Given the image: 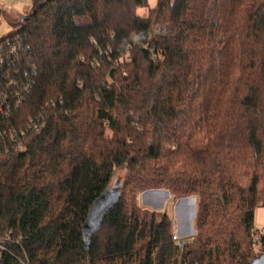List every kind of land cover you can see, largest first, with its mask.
<instances>
[{"label": "trees", "instance_id": "obj_1", "mask_svg": "<svg viewBox=\"0 0 264 264\" xmlns=\"http://www.w3.org/2000/svg\"><path fill=\"white\" fill-rule=\"evenodd\" d=\"M151 1L33 0L6 38L21 50L5 93L24 101L0 116V264L258 257L264 0ZM13 138L26 146L15 157ZM119 168L127 178L88 249L91 208ZM159 189L197 197L195 242L180 248L168 215L130 200Z\"/></svg>", "mask_w": 264, "mask_h": 264}, {"label": "rangeland", "instance_id": "obj_2", "mask_svg": "<svg viewBox=\"0 0 264 264\" xmlns=\"http://www.w3.org/2000/svg\"><path fill=\"white\" fill-rule=\"evenodd\" d=\"M155 4V0L150 2V6L152 8ZM32 5L33 0H0V39L11 36L18 31V27L15 26L16 22L22 15L25 14V12L30 10ZM139 14L146 16L147 11L139 10ZM139 131H141L140 127ZM126 178L127 172L125 169L119 168L115 171L111 181L112 183L109 187L110 189L105 194H103L102 198L94 203L91 208V215L89 216V220L85 225L84 235H87L90 231V228L93 226L91 218L95 217V222L97 221L99 223L100 218L105 212L104 209H106L110 203H114L115 194L113 193L117 192L116 185L120 183L117 181V179H122V181H125ZM136 196L134 197L131 195L130 200L132 199L141 210H149L156 214L161 213L168 215L171 223H173V235L175 232V234H177L179 237V240L183 241L182 245L180 244L181 246L178 244L179 241H175L176 245H178L180 248H183L184 245L196 241L197 230L195 227V221L197 219L199 210V200L197 197L189 196L187 198H179L175 195H172L166 189L145 190V192L137 193ZM113 203L111 206H113ZM254 221V228L252 230L253 235H255L253 249H255V253L259 257L261 254H263V249L261 247L262 235L260 234L262 232L264 233V207H259V209L256 211Z\"/></svg>", "mask_w": 264, "mask_h": 264}, {"label": "built area", "instance_id": "obj_3", "mask_svg": "<svg viewBox=\"0 0 264 264\" xmlns=\"http://www.w3.org/2000/svg\"><path fill=\"white\" fill-rule=\"evenodd\" d=\"M6 38L7 37L0 39V116L10 117L12 115L10 113H12L14 109L21 107L24 100L18 94L14 99L15 100L14 104H12L8 100L9 98L8 94L5 93L4 87L6 85V78L9 77V75L13 76L10 70L7 69V67L15 66L14 63L17 60H19L18 55L21 50V44L19 43V41H16L14 39L10 40ZM14 73L19 74L20 70L19 71L15 70ZM13 84H17L15 80L9 81L8 86L13 87ZM37 123L33 120L29 128L38 129ZM6 136H8L7 132L0 131V137H6ZM11 143H12L11 145H8L6 147V152L12 154L14 157L18 156V154L26 150V146L23 143L16 141L15 138L11 139ZM172 237L174 242L179 241L178 244L182 245L183 241L179 240V237L177 236V234H175V232ZM0 249L4 250L1 243H0Z\"/></svg>", "mask_w": 264, "mask_h": 264}, {"label": "water", "instance_id": "obj_4", "mask_svg": "<svg viewBox=\"0 0 264 264\" xmlns=\"http://www.w3.org/2000/svg\"><path fill=\"white\" fill-rule=\"evenodd\" d=\"M116 186H118V185H116ZM111 194V193H110ZM113 194H115L114 195V203L116 202V200H117V192L116 193H113ZM108 195H109V193H108ZM113 203V202H112ZM112 203H110L109 204V206L106 208V209H104V213H107V210L110 208V206L112 205ZM113 203V204H114ZM103 213V216H102V214H101V218H100V220H99V223L97 222V224H96V222H95V217H92L91 218V222L93 223V226L90 228V231H89V233L87 234V235H85V240L87 241V243H88V249H89V246H90V236H91V234L98 228V226H99V224H101V222H102V219H103V217H104V214ZM252 264H264V254H261L259 257H257L253 262H252Z\"/></svg>", "mask_w": 264, "mask_h": 264}]
</instances>
